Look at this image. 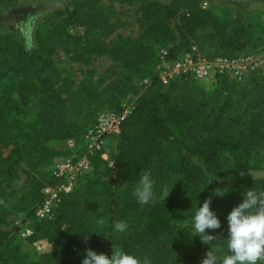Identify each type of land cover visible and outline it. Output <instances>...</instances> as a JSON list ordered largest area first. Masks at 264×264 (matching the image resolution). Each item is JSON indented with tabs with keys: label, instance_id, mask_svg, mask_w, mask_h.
I'll return each mask as SVG.
<instances>
[{
	"label": "trees",
	"instance_id": "16d2710c",
	"mask_svg": "<svg viewBox=\"0 0 264 264\" xmlns=\"http://www.w3.org/2000/svg\"><path fill=\"white\" fill-rule=\"evenodd\" d=\"M201 1H147L139 6V11L144 22L154 28L150 38L148 35L127 37L116 47L107 49L106 54L116 63L102 71L104 76L117 74L120 79H126L134 75L138 79L147 78L148 82L133 100L134 107L121 122L115 137V159L109 168L115 171L116 178H100L99 175L103 174L100 167L105 163L98 155L89 156L90 171L61 198L52 213L55 214L33 221L34 235L28 240L41 239L51 248L41 253L32 250L38 256L36 264H82L88 249L110 257L115 221H125L129 225L125 233H118L116 241L125 253L143 261L137 245H151V264H182L178 251L165 239L189 240L198 245L201 239L196 236L192 225L176 224L172 218L202 206L203 203H197L196 199L212 197L215 189L232 192L230 189L234 187L238 203L249 190L264 191V177L252 179L241 176L240 173L246 169L243 165L229 167L217 154L223 144L230 149L247 139L248 143L259 141L264 144V76L252 75L244 83L222 79L206 91L201 85L182 77L162 85L154 71L152 47L157 43L171 46L173 52L189 51L194 47L206 57H230L246 47V37L254 27L237 13L226 31L223 29L225 23H219L211 12L200 7ZM96 2L83 0L77 3L58 24L46 29L41 40L34 33V45L26 46L20 40L0 37V68L11 69L22 78L17 85L16 102L10 105L15 109L31 98L36 99L34 120L42 139L48 142V147L38 145L39 159L65 152L54 149L49 141L71 137L80 143V135L93 123L98 111L119 106L120 102L112 104L108 101L105 88L100 87L104 76L96 84L85 86L74 85L68 80L52 83L41 75L51 67V55L57 48L64 51L72 49L83 59L88 56L93 49L90 47L93 46L91 39L73 36L65 31V27L78 24L81 9L91 10ZM179 11L182 26L194 29L210 23L214 31L204 34L196 45L175 47L169 40L167 21ZM252 46L261 47L257 43ZM103 52L105 50L100 48L97 51ZM120 65L129 73L117 71ZM4 101L5 97L1 103ZM142 171L151 173L157 198L165 187L170 190L166 201L158 199L155 204L147 205L137 202L133 192ZM121 182L125 183L124 188L117 192ZM44 183H53V180L48 175ZM40 199V192L33 196L36 203ZM0 201H3L0 203V221H3L11 203L2 189ZM216 215L221 220V215ZM99 219L105 223L99 224ZM16 227L13 226L14 235ZM85 236L88 237L86 242ZM10 241V237L5 236L0 245L4 248ZM198 249L204 256L200 258L199 255L188 264H201L206 257L209 249ZM0 264L10 263L2 261Z\"/></svg>",
	"mask_w": 264,
	"mask_h": 264
},
{
	"label": "rangeland",
	"instance_id": "374dc122",
	"mask_svg": "<svg viewBox=\"0 0 264 264\" xmlns=\"http://www.w3.org/2000/svg\"><path fill=\"white\" fill-rule=\"evenodd\" d=\"M83 0H0V37L20 40L26 46L34 45L33 35L37 33L41 38L47 28L58 24L69 11ZM149 0H130L119 2L117 0H97L91 10L81 9L80 22L69 24L65 31L82 39L90 38L93 49L88 56L80 58L72 49L64 51L56 49L51 55L52 65L42 76L48 77L52 83L61 80L71 81L74 85L92 86L96 84L102 71L110 64L116 63L106 54L107 49L114 48L118 43L127 38L138 36H150L154 28L150 23L144 22L139 6ZM167 2L168 0H161ZM220 1V0H219ZM200 7L207 9L223 25L224 30L230 28L231 20L239 13L252 28L247 35V45L240 52H254L264 48V0H244L240 2L202 0ZM180 11L167 21L170 35L169 40L175 47H186L189 44H198V40L206 33L212 32L210 23L189 29L182 26ZM192 33L193 36H192ZM1 39V38H0ZM1 43V42H0ZM257 43L261 47H253ZM205 43L203 46L205 47ZM104 49L105 53H97L98 49ZM210 48H204V50ZM117 71L129 73L123 66H117ZM105 80L100 87L105 88V95L112 104L123 100H135L144 89L140 85L137 76H128L120 79L117 74L104 76ZM22 80L21 74L14 73L11 69L0 68V189L6 193L11 207L3 221H0V240L5 236L10 237V244L4 248L0 245V262L7 261L10 264H36L38 256L13 233L15 221H18L31 210L36 200L33 196L39 193V187L48 179L49 167L53 157L39 159L36 149L39 144L48 147L42 139L38 125L35 123L36 99L31 98L26 104H19L13 108L11 102H16V89ZM206 91L211 88L201 86ZM5 97L3 103L2 100ZM8 103V105H6ZM6 107V109H4ZM55 149V148H54ZM62 151V150H58ZM106 151L110 159H115V138L106 144ZM218 157L224 160L227 166L234 168L243 165L244 177L259 179L264 177V144L259 141L240 142L236 148L230 149L223 144L218 148ZM102 179L116 178L115 171L105 165L100 167ZM254 176V177H253ZM125 183L121 182L117 189L121 191ZM232 192L223 191L224 196L213 195L210 208L216 214L221 215V227L216 230H206L209 235L219 239L198 245L189 240L175 238L165 239L170 247H174L179 253V261L188 264L200 255L198 247L211 249L215 255L222 258L229 254L226 247L228 235L227 215L238 206L233 187ZM206 198H197L196 202L203 203ZM200 206H196L181 217H174L172 221L179 225H192L195 212ZM55 214V213H54ZM53 214V215H54ZM52 215V216H53ZM112 245L121 249L116 241L118 233L112 231ZM141 250L143 259L148 258L153 262L151 245H137ZM46 250H50L45 246ZM207 250V251H209ZM200 253V254H199Z\"/></svg>",
	"mask_w": 264,
	"mask_h": 264
},
{
	"label": "built area",
	"instance_id": "2783aa9c",
	"mask_svg": "<svg viewBox=\"0 0 264 264\" xmlns=\"http://www.w3.org/2000/svg\"><path fill=\"white\" fill-rule=\"evenodd\" d=\"M171 46L154 44V71L160 83L166 85L171 79L182 77L201 86L213 88L222 79L235 83H244L252 75L264 76V48L254 52H241L234 56L213 55L206 57L191 47L189 51L173 52ZM147 78L139 80L140 85L147 84ZM133 100H123L116 109H101L94 121L80 135L81 142L74 138L62 140L63 151L53 157L49 167V177L53 183H44L40 187L41 199L27 216L15 221L16 235L31 250L37 253L48 251L50 247L41 239H32L33 221H40L52 215L61 198L90 171L89 156L98 155L107 167L113 160L106 151V144L119 133L121 122L131 113ZM82 152H79V150Z\"/></svg>",
	"mask_w": 264,
	"mask_h": 264
},
{
	"label": "clouds",
	"instance_id": "9594fccd",
	"mask_svg": "<svg viewBox=\"0 0 264 264\" xmlns=\"http://www.w3.org/2000/svg\"><path fill=\"white\" fill-rule=\"evenodd\" d=\"M245 175L244 172L240 173ZM254 177V176H253ZM255 179V177H254ZM170 194L168 188H164L162 195L157 198L154 191V181L151 173L142 171L138 185L133 192L137 202L141 205L155 204L158 199L165 200ZM213 195L224 196L221 189H215ZM211 199L209 196L194 214L192 228L202 241L210 242L219 239L217 236L209 235L206 230H216L221 227V222L214 211L211 210ZM3 203V201H0ZM103 225L105 221H97ZM228 235L226 239L227 255L222 258L214 254L210 249L201 264H264V191H247L241 203L234 207L227 215ZM129 225L125 221H115L113 231L125 233ZM85 242L88 237H84ZM82 264H150L147 257L143 261L132 254L113 247L109 257L106 254H97L96 251L88 249Z\"/></svg>",
	"mask_w": 264,
	"mask_h": 264
},
{
	"label": "crops",
	"instance_id": "0c3cea01",
	"mask_svg": "<svg viewBox=\"0 0 264 264\" xmlns=\"http://www.w3.org/2000/svg\"><path fill=\"white\" fill-rule=\"evenodd\" d=\"M49 144L53 148H55L56 150H62L63 151V149H64L62 140H51V141H49Z\"/></svg>",
	"mask_w": 264,
	"mask_h": 264
},
{
	"label": "water",
	"instance_id": "95a60500",
	"mask_svg": "<svg viewBox=\"0 0 264 264\" xmlns=\"http://www.w3.org/2000/svg\"><path fill=\"white\" fill-rule=\"evenodd\" d=\"M220 1H232V2H240V1H244V0H220Z\"/></svg>",
	"mask_w": 264,
	"mask_h": 264
}]
</instances>
